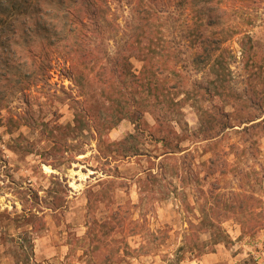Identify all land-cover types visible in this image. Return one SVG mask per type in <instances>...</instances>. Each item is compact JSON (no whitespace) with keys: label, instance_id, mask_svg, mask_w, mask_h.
I'll return each mask as SVG.
<instances>
[{"label":"rangeland","instance_id":"rangeland-1","mask_svg":"<svg viewBox=\"0 0 264 264\" xmlns=\"http://www.w3.org/2000/svg\"><path fill=\"white\" fill-rule=\"evenodd\" d=\"M93 4L0 0V264H264V0Z\"/></svg>","mask_w":264,"mask_h":264},{"label":"trees","instance_id":"trees-1","mask_svg":"<svg viewBox=\"0 0 264 264\" xmlns=\"http://www.w3.org/2000/svg\"><path fill=\"white\" fill-rule=\"evenodd\" d=\"M71 2H72V7L74 8V11L79 12V14H84L85 16L88 14V16L91 19H94L95 15H97V10L94 8V4H93L95 2V0H71ZM179 3L180 4L191 3L193 5H195V4L201 5V7L197 8V12H198L197 19L202 20L206 16L207 19H206V25L205 26H210V27L216 25L222 19L224 14H226L228 12L227 7L223 8V7L216 5L215 0H179ZM68 10H67V12H68ZM70 11L71 10H69V12ZM70 14H73V9H72V12ZM80 20L82 21L81 15H80ZM13 31H14V29H13ZM3 32H4V30L0 28V48H3V47L7 48L9 38L7 37V34H4ZM196 36L201 41V42L199 41L201 44V51H200L201 53H206V54L211 53V51H214V45H216L215 48L218 47L220 39L215 38V36L212 33L208 35V34H206V32L204 30H200L196 34ZM244 38L252 40V37L249 34H246ZM1 41L3 43H1ZM249 48H250V46L247 49H245V47H244V52L246 53L247 51H249ZM91 53H92L91 48H88L87 50H85L86 55H90ZM143 61H144V66H143V68L141 70V74L139 76V78H141L142 81L145 79H148V74L150 72L149 66H151V62L149 60H147L146 58H144ZM159 66H160V62H159ZM166 68H168L170 70V66H166V64H164L163 71ZM158 69H160V68H158ZM149 80H150V82H149ZM149 80L146 81V83L148 85L151 83V79H149Z\"/></svg>","mask_w":264,"mask_h":264}]
</instances>
